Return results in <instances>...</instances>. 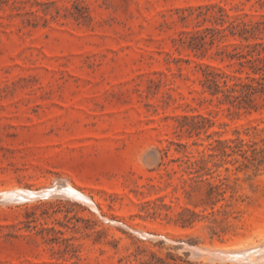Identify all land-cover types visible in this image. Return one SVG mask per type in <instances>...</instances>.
<instances>
[{"label":"rangeland","instance_id":"374dc122","mask_svg":"<svg viewBox=\"0 0 264 264\" xmlns=\"http://www.w3.org/2000/svg\"><path fill=\"white\" fill-rule=\"evenodd\" d=\"M263 16L262 0H0V192L51 188L0 196V264H264L231 254L264 242V94L229 109L203 84L245 76L228 52L264 44V24L243 30Z\"/></svg>","mask_w":264,"mask_h":264},{"label":"trees","instance_id":"16d2710c","mask_svg":"<svg viewBox=\"0 0 264 264\" xmlns=\"http://www.w3.org/2000/svg\"><path fill=\"white\" fill-rule=\"evenodd\" d=\"M264 5V0H262ZM221 11H224L221 8ZM226 15L225 12H223ZM264 17V16H263ZM264 24V19L259 21L251 28H248L244 23V32H255L260 30V25ZM232 32L236 25L230 22ZM206 33L225 34V28H206ZM200 31L198 34H191L192 41L199 40L200 46L205 44L206 34ZM198 46V44H197ZM244 49V47H242ZM246 51L240 50L230 53L231 57H236L240 65V71L245 72V76L225 75L213 69L206 71L203 84L210 90L213 95L221 94L219 100L230 104L229 109L235 108L237 110L251 108L257 109L259 104L257 102L258 95L264 94V44L254 43L245 47ZM264 143V138H263ZM235 145H244L242 139L236 140Z\"/></svg>","mask_w":264,"mask_h":264},{"label":"bare ground","instance_id":"6f19581e","mask_svg":"<svg viewBox=\"0 0 264 264\" xmlns=\"http://www.w3.org/2000/svg\"><path fill=\"white\" fill-rule=\"evenodd\" d=\"M59 183L61 184V182H59ZM64 183H65V181H64ZM73 187H75V186L67 181L63 187H61V188L55 187V190H60V189L64 188V189L68 190L70 193L74 194L75 196H78V197L82 198L83 200L87 201L93 208L97 209L96 203L93 200V198H91L88 194L81 193L80 191L76 190V188H73ZM50 192H51L50 187L40 189L39 191L32 190L31 192L28 190L17 188V189H13V190L2 191V192H0V196H2L5 200H8V201H21L24 199H28L33 195L42 194V193L50 194ZM136 231H138V230H136ZM210 253H211V251H210ZM246 253H249V255L246 256ZM258 253L261 255V257H260V258H262L261 262L264 263V242H261V245L252 247L248 250L231 252V254L234 256V258L236 260H243V259L249 258L251 261H254L257 258V257L255 258V256Z\"/></svg>","mask_w":264,"mask_h":264}]
</instances>
